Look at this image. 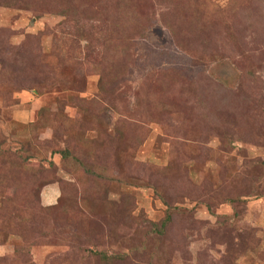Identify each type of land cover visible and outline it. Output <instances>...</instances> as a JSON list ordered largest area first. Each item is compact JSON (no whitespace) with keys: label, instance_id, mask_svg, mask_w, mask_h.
I'll return each instance as SVG.
<instances>
[{"label":"rangeland","instance_id":"374dc122","mask_svg":"<svg viewBox=\"0 0 264 264\" xmlns=\"http://www.w3.org/2000/svg\"><path fill=\"white\" fill-rule=\"evenodd\" d=\"M0 264H264V0H0Z\"/></svg>","mask_w":264,"mask_h":264},{"label":"trees","instance_id":"16d2710c","mask_svg":"<svg viewBox=\"0 0 264 264\" xmlns=\"http://www.w3.org/2000/svg\"><path fill=\"white\" fill-rule=\"evenodd\" d=\"M109 64H106V70L107 71H110L111 69H116V61H112V62H108ZM103 75H105L106 76V74H105V72H103ZM103 78V77H102ZM156 109L157 110H159V109H163L164 111H168V112H172L173 110H171V107L170 106H168V105H166V104H162V106H156ZM38 125H41V126H45L46 124L45 123H42V122H38L37 123ZM32 127H34V125L33 126H31V129L32 130H34V128H32ZM55 153V152H54ZM60 153V155H62V158L64 157V158H70V155H69V150H64V151H61V152H59ZM97 255V254H96ZM97 256H99V257H97L96 259H98L99 260V262H102V263H107V262H111V261H113V260H115L116 258L115 257H113V256H108L107 254H105V253H101V254H99V255H97Z\"/></svg>","mask_w":264,"mask_h":264}]
</instances>
